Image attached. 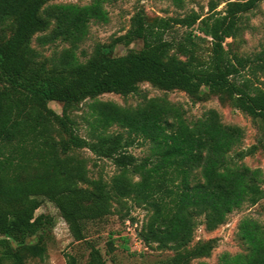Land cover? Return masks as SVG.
Returning <instances> with one entry per match:
<instances>
[{"label": "trees", "instance_id": "trees-1", "mask_svg": "<svg viewBox=\"0 0 264 264\" xmlns=\"http://www.w3.org/2000/svg\"><path fill=\"white\" fill-rule=\"evenodd\" d=\"M111 1L0 0V264L44 257L46 227L53 223L50 215L37 214L45 200L83 241L88 223L112 214L115 201L131 198L151 210L142 240L175 250L163 264H189L215 247L213 239L188 247L200 217L214 230L245 203L264 198L261 168L238 161L245 155L237 149L244 130L225 124L218 110L189 121L182 106L166 97L136 107L99 98L129 95L149 82L195 100L218 96L264 124V46L254 54L235 47L245 13L264 0H211L206 16L193 10L154 23L139 11L125 34L81 61L76 50L91 21L108 22L105 5ZM175 1L182 6L185 0ZM223 2L225 9L218 10ZM38 33L40 47L58 40L69 46L44 57L32 44ZM138 39L144 41L140 51L113 53L117 43ZM86 100L90 136L79 133L72 115ZM51 101L63 103L62 113ZM114 126L122 130L111 132ZM137 142L148 143L146 156L130 152ZM83 149L112 160L118 171L110 180L92 179ZM238 234L246 252L224 253L218 264H264V225L245 216ZM89 247L90 264H106L100 249ZM68 264H78L76 257L69 255Z\"/></svg>", "mask_w": 264, "mask_h": 264}, {"label": "rangeland", "instance_id": "rangeland-1", "mask_svg": "<svg viewBox=\"0 0 264 264\" xmlns=\"http://www.w3.org/2000/svg\"><path fill=\"white\" fill-rule=\"evenodd\" d=\"M211 0H185L180 4L175 0H114L106 3L109 13L108 22L91 21L89 34L80 43L76 52L81 61L88 60L97 45H109L114 39L125 34L131 27L132 16L139 11L146 14L152 23L158 18H170L185 15L191 11H197L203 16L209 14ZM92 0H49L48 4L76 3L85 5ZM226 3H221L218 10H224ZM242 23L243 35L237 38L235 47L238 46L246 54H254L264 46V1L258 3L251 11L245 13ZM199 24L195 26L198 29ZM184 29L180 28V32ZM33 38V46L42 50L44 57H51L60 52L69 44L57 41L50 45L40 47ZM233 39H227V43ZM144 48L143 39L133 41L130 45L117 43L113 53L123 55L129 51H140ZM262 87H264V75H260ZM204 91H207L205 89ZM152 97H166L170 101L182 106L189 121L201 117L205 111L214 108L220 113L225 124L238 125L244 130L242 141L237 149L244 151V157L238 160L252 168H261L262 185L264 187V124L260 119L253 118L243 110L224 103L218 96L206 97L203 100H195L184 91H165L153 86L149 82H143L139 91L121 95L105 93L99 96L101 100H111L127 107H136ZM91 100L82 102L79 108L72 110L75 116L79 133L90 136L91 125L87 117H90L88 104ZM51 108L62 113L63 103L49 102ZM122 130L114 126L110 131ZM88 157L89 175L92 179L103 176L110 180L118 171L112 160L99 158L89 149L82 150ZM130 152L137 157H144L149 153L148 143H136L130 148ZM48 214L53 218V223L46 227L47 251L44 257H29L27 264H68L69 255L76 257L78 264H90L92 243L98 247L104 256L106 264H163L175 254L171 248H161L158 243H146L139 235L140 230L147 224L151 210L145 205H136L133 199L113 203V212L101 221L88 223V240L76 241L72 236L69 226L62 217L59 208L51 201L45 200L37 214ZM250 216L264 225V198L257 204L245 203L241 208L233 211L227 221L214 230L206 228L205 218L200 217L195 229L194 238L188 247H194L200 242L213 239L215 247L211 255L192 260L189 264H218L224 253L236 254L246 252V245L240 240L238 226L240 221ZM1 237V236H0ZM39 236L29 238V242L37 241ZM13 244L16 245L15 242Z\"/></svg>", "mask_w": 264, "mask_h": 264}]
</instances>
